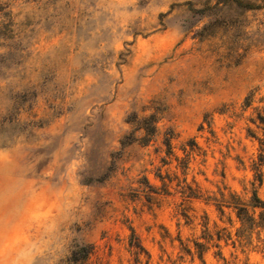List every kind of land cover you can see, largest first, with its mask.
I'll return each instance as SVG.
<instances>
[{"label":"rangeland","instance_id":"374dc122","mask_svg":"<svg viewBox=\"0 0 264 264\" xmlns=\"http://www.w3.org/2000/svg\"><path fill=\"white\" fill-rule=\"evenodd\" d=\"M263 139L264 0H0V264H264Z\"/></svg>","mask_w":264,"mask_h":264},{"label":"trees","instance_id":"16d2710c","mask_svg":"<svg viewBox=\"0 0 264 264\" xmlns=\"http://www.w3.org/2000/svg\"><path fill=\"white\" fill-rule=\"evenodd\" d=\"M261 145H264V139L261 140ZM254 198L257 202L263 204L264 206V202L259 200V198L256 196V193H254ZM89 253H90L89 244L77 243L74 245L73 249L71 250L65 264H82L84 260L88 257Z\"/></svg>","mask_w":264,"mask_h":264}]
</instances>
